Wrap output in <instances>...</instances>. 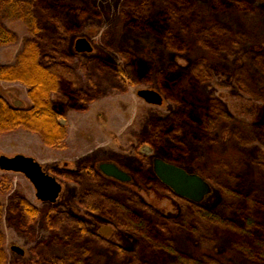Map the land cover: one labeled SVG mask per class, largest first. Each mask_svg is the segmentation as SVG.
<instances>
[{
	"label": "trees",
	"instance_id": "16d2710c",
	"mask_svg": "<svg viewBox=\"0 0 264 264\" xmlns=\"http://www.w3.org/2000/svg\"><path fill=\"white\" fill-rule=\"evenodd\" d=\"M94 11L90 0H0V46L16 39L4 24L7 20L22 22L30 34L14 63L0 65V81L25 85L31 103L29 107L17 106L0 96V133L23 128L38 134L45 146L62 150L67 128L61 119L66 107L84 110L102 87L123 90L146 74L148 64L128 50L123 51L122 63L96 59L85 65L67 51L69 32L80 26L85 13ZM121 15L127 32L150 33L158 43L174 51L186 49L180 36L185 32L216 62L222 61L226 52L242 51L244 60L236 71V86L247 95L262 99L254 87L264 79V0L261 5L243 0H142L135 8L124 9ZM45 18L54 22V31L43 29ZM208 57L196 56L186 71L171 69L159 73L160 87L176 108L166 119L151 123L141 144L153 148L167 162L182 164L191 150L203 148L212 152L223 124L234 125L232 139L237 142L257 141L264 146V121L251 125L234 118L218 98L202 89L213 76ZM53 94L62 95L66 104L52 101ZM213 163L212 175L203 176L218 189L220 202L204 207L176 196L181 209L174 218L164 217L135 191L92 167L57 170L58 176L78 186L81 207L135 236L137 247L127 251L90 232L75 216L50 209L45 213L47 227L58 232L50 244L36 246L37 263L121 264L127 259L129 264H222L206 253L222 245L250 264H264V160L240 157L227 150L214 155ZM149 165L142 156L137 177L169 192L147 170ZM9 187L0 179V193ZM11 211L23 225H29L39 214L23 198L13 201ZM2 212L0 203V220ZM63 227L68 231L60 232ZM180 235L187 236L200 253L179 250L176 240ZM100 248L114 249L117 262L108 261L98 252ZM0 264H6L1 230Z\"/></svg>",
	"mask_w": 264,
	"mask_h": 264
},
{
	"label": "rangeland",
	"instance_id": "374dc122",
	"mask_svg": "<svg viewBox=\"0 0 264 264\" xmlns=\"http://www.w3.org/2000/svg\"><path fill=\"white\" fill-rule=\"evenodd\" d=\"M58 1V0H54ZM198 1V0H197ZM206 1L207 0H200ZM250 4L261 5L262 0H243ZM142 0H90L94 12L85 13L80 19V26L69 32L66 49L76 57L81 65L101 59L110 64L122 63L123 51L128 50L135 58L144 60L147 72L135 85H128L126 89L102 87L96 98L89 102L86 109L76 110L66 107L61 123L67 128L64 140L65 148L53 149L43 144L40 136L23 128L0 133V154L13 156L22 154L36 160L43 171L53 175L62 184V190L55 203L41 202L35 197V190L29 180L21 173L0 170V179L9 184L0 193V203L3 206L0 220V230L3 234V249L6 264H38L34 253L37 245L50 244L57 230L47 227L45 213L50 210L68 213L80 219L92 233L101 236L110 243L127 251L137 247V238L119 229L106 218L91 213L78 203V186L56 174L62 167L80 169L83 166L98 168L103 162L115 163L127 172L132 180L126 186L135 191L139 197L151 205L158 213L167 218L179 215L181 206L176 195L170 190L162 191L142 182L136 174L140 159L145 156L150 162L147 170L151 173V160L161 157L148 145L141 144L142 138L149 134L152 122L166 119L176 108V104L162 91L159 83V73L176 69L186 71L196 56L208 57L196 43L189 32L180 36L186 45L182 51L171 50L158 43L150 33L135 35L127 32L122 21V11L127 7H137ZM5 26L15 33L14 43L0 46V65H11L20 51L23 41L30 37L27 27L19 21L7 20ZM42 27L48 31L56 29L54 22L45 18ZM86 38L92 46L91 52L76 53L74 42L77 38ZM241 49L250 50L247 46ZM222 52V61L216 62L211 55L208 57L212 79L202 85V89L209 95L218 98L236 119L255 125L264 121V79L262 84L256 85L261 98L255 99L247 95L236 86V71L243 64V52ZM84 85H89L87 82ZM152 88L159 91L164 101L161 105L144 102L136 94L138 89ZM27 87L17 81H0V96L13 104L20 106L31 105L27 95ZM57 103L66 104L62 95H51ZM234 125H222L217 134L216 148L211 151L191 150L185 155L182 164L178 166L189 172L201 176L210 187V192L199 202L204 207H214L220 202V194L214 184L205 176L212 175L213 157L221 152L232 150L240 157L264 160V146L257 141L247 144L232 139ZM245 141V139L243 138ZM211 152V154H209ZM162 158V157H161ZM66 162V166L63 164ZM177 165V164H175ZM263 191H264V182ZM16 198H23L38 210V217L29 225L20 223L17 215L12 213L11 206ZM187 200V199H186ZM189 201V200H188ZM191 202V201H190ZM194 203V202H193ZM103 227H109L110 232L104 235L100 232ZM68 229L63 227L60 232ZM177 247L188 254L200 253V250L185 235L177 237ZM17 245L24 250L21 256L11 250ZM107 260L117 262L114 249H98ZM218 258L222 264H250L248 260L236 253L226 251L219 245L212 252H206ZM114 259V260H113ZM121 264H129L125 259Z\"/></svg>",
	"mask_w": 264,
	"mask_h": 264
},
{
	"label": "water",
	"instance_id": "95a60500",
	"mask_svg": "<svg viewBox=\"0 0 264 264\" xmlns=\"http://www.w3.org/2000/svg\"><path fill=\"white\" fill-rule=\"evenodd\" d=\"M74 50L76 53H89L92 46L86 38L80 37L74 42ZM136 94L148 104L159 106L164 101L163 95L152 88L138 89ZM151 162L155 177L176 196L199 203L210 192L209 184L196 173L167 162L161 157H154ZM63 166H66V162ZM98 169L104 176L116 181L122 183L131 181L130 175L114 163L103 162L99 164ZM0 170L23 174L32 184L35 197L41 202L55 203L62 190V184L55 176L47 174L36 160L22 154L13 156L0 154ZM109 232V227L101 228L102 234L108 235ZM11 250L21 256L24 255V250L17 245H12Z\"/></svg>",
	"mask_w": 264,
	"mask_h": 264
},
{
	"label": "flooded vegetation",
	"instance_id": "af4514ba",
	"mask_svg": "<svg viewBox=\"0 0 264 264\" xmlns=\"http://www.w3.org/2000/svg\"><path fill=\"white\" fill-rule=\"evenodd\" d=\"M109 163H111V162H109ZM115 164V163H114ZM99 166V165H98ZM151 166H152V162H151ZM84 167V166H83ZM119 167V166H118ZM62 168H66V167H62ZM93 168V167H92ZM120 168V167H119ZM69 169H75V168H69ZM95 169V168H94ZM121 169V168H120ZM76 170H78V169H76ZM95 170H98L99 171V169L97 168V169H95ZM151 171H152V169H151ZM100 172V171H99ZM101 173V172H100ZM153 173V172H152ZM102 174V173H101ZM103 175V174H102ZM154 175V174H153ZM104 176V175H103ZM155 176V175H154ZM106 177V176H105ZM131 177V176H130ZM106 178H108V177H106ZM156 178V177H155ZM109 179H111V178H109ZM111 180H114V179H111ZM131 180H132V178H131ZM158 180V179H157ZM114 181H116V180H114ZM116 182H118V183H121V184H124V185H126V183H122V182H119V181H116ZM161 183V182H160ZM100 232H101V229H100Z\"/></svg>",
	"mask_w": 264,
	"mask_h": 264
}]
</instances>
